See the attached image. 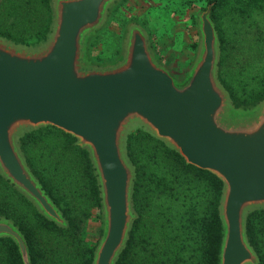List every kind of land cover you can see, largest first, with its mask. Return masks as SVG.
I'll return each mask as SVG.
<instances>
[{"label": "water", "instance_id": "95a60500", "mask_svg": "<svg viewBox=\"0 0 264 264\" xmlns=\"http://www.w3.org/2000/svg\"><path fill=\"white\" fill-rule=\"evenodd\" d=\"M122 0H51L46 40L35 47L0 37V175L48 221L67 228L62 213L26 164L19 140L52 127L88 155L100 197L101 236L92 264H116L137 216L135 169L127 136L143 129L187 165L216 176L222 240L219 264H259L246 235V218L264 210V100L235 110L218 80L219 40L211 6L197 18L195 57L172 74L157 59L148 32L127 24L120 57L91 65L88 43ZM11 239L31 264L23 236L0 218V239Z\"/></svg>", "mask_w": 264, "mask_h": 264}, {"label": "trees", "instance_id": "16d2710c", "mask_svg": "<svg viewBox=\"0 0 264 264\" xmlns=\"http://www.w3.org/2000/svg\"><path fill=\"white\" fill-rule=\"evenodd\" d=\"M50 1L0 0V37L24 47L43 43L51 28ZM204 1L203 10L211 6L219 40L218 80L235 110L255 108L264 100V0ZM127 2L122 0L111 17ZM98 33L89 41L92 58L100 63L108 59L94 54ZM75 142L52 127L19 140L27 166L67 228L44 218L0 175V218L19 230L31 264H92L97 239L89 240L84 231L100 214L99 188L88 153ZM126 153L135 169L132 204L137 219L116 264H219L222 182L187 165L143 129L127 136ZM246 235L264 264V210L248 214ZM0 264H23L11 239H0Z\"/></svg>", "mask_w": 264, "mask_h": 264}, {"label": "rangeland", "instance_id": "374dc122", "mask_svg": "<svg viewBox=\"0 0 264 264\" xmlns=\"http://www.w3.org/2000/svg\"><path fill=\"white\" fill-rule=\"evenodd\" d=\"M116 13L109 16L106 26L98 33L100 38L94 54L108 59L95 62L86 55L91 65L104 66L115 62L121 55L125 28L128 23H139L149 34L151 47L159 60L172 74H178L190 65L195 57L198 31L197 18L205 8L204 0H127ZM124 26L122 23L126 22ZM122 38V39H121ZM93 39H95L93 37ZM195 46V49L193 47ZM119 52V54H117ZM101 218L88 221L84 235L91 241L99 240ZM96 242V243H97Z\"/></svg>", "mask_w": 264, "mask_h": 264}]
</instances>
